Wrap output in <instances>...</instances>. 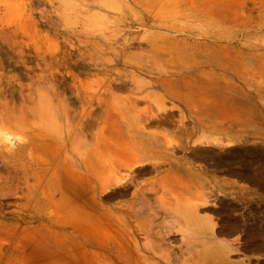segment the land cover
Returning a JSON list of instances; mask_svg holds the SVG:
<instances>
[{"label": "rangeland", "instance_id": "obj_1", "mask_svg": "<svg viewBox=\"0 0 264 264\" xmlns=\"http://www.w3.org/2000/svg\"><path fill=\"white\" fill-rule=\"evenodd\" d=\"M225 1L0 0V264L44 263L32 235L89 253L75 264H264V60L255 75L216 52ZM223 54L232 87L217 85ZM117 132L125 147L147 139L149 161L104 171L108 188L80 205L113 223L80 235L70 186L88 170L70 159L95 138L109 159Z\"/></svg>", "mask_w": 264, "mask_h": 264}, {"label": "bare ground", "instance_id": "obj_2", "mask_svg": "<svg viewBox=\"0 0 264 264\" xmlns=\"http://www.w3.org/2000/svg\"><path fill=\"white\" fill-rule=\"evenodd\" d=\"M218 8V10H217V12L220 14V16H219V18H217L218 17V15L216 14L215 16H217V17H215L216 19H214L213 21H215L214 22V24H218V26L219 25H221V23H220V21L221 20H223L224 22H225V24L227 25L228 24V26H229V28H226L227 30H229V33H228V35H224L223 34V32H222V30H221V27L219 26V28H217V26L216 25H214V26H216V27H214V29H213V32L211 33L212 34V36H213V38L215 39L214 40V46L216 47V52L218 53L219 51L221 52L222 50L224 51H228V50H233V51H235V55L236 56H234V57H236L237 59V62L236 63H238V62H241L242 64H244L245 66V68L248 70L249 69V72H251V73H253V74H259L261 71H259L258 70V68H257V66L259 67V68H261V66L262 65H260L261 64V62L264 60V0H227V1H225L224 3H222V4H219V6H217ZM218 19V20H217ZM223 25V24H222ZM222 33H221V32ZM203 33V32H202ZM222 41H228L229 42V44H231V45H222V44H220V42H222ZM231 46V47H230ZM231 48V49H230ZM214 49V48H213ZM229 52V51H228ZM226 54V53H225ZM228 54V53H227ZM226 54V55H227ZM231 54V52H229V54L228 55H230ZM232 54L234 55V53L232 52ZM218 56V55H217ZM217 56H214L213 57V60H212V63L214 64V65H217V66H219V67H221V68H223V70L220 68V70L221 71H223V74H222V78H221V81H218V83H217V85L218 86H220V87H229V85H228V83L230 82H226V75L227 74H229L228 73V67H227V65L226 64H229L228 62H229V58H228V56L227 57H225L224 56V54H223V57H225L226 59L228 58V60H226V59H223V58H219V57H217ZM232 56V55H231ZM220 57H221V55H220ZM233 58V57H232ZM231 59V58H230ZM252 60H256L255 62H253ZM234 62V63H235ZM258 63V65L256 66V65H254L253 63ZM232 63V62H231ZM251 63V64H250ZM226 66V67H225ZM232 67V66H231ZM204 72V71H203ZM230 72V71H229ZM201 75H203L202 73H200ZM199 78V77H198ZM201 79V78H200ZM199 79V80H200ZM229 79V78H228ZM175 85L177 84V82H179L177 79H175ZM173 84H174V82H172ZM230 86L232 87V83L230 82ZM175 87V86H174ZM177 87H178V84H177ZM182 88V87H181ZM172 89V88H171ZM178 89H179V87H178ZM166 90V89H165ZM177 90V89H176ZM168 92V91H167ZM179 93H181V91H179L178 92V94ZM178 96V95H177ZM179 97V96H178ZM195 98H197V96L195 97ZM179 99V98H178ZM202 99V98H201ZM201 99L199 100V99H197V102H198V100L199 101H201ZM193 100V99H192ZM179 101V100H178ZM183 101V100H182ZM194 104H195V102H193ZM201 103V102H200ZM115 104H117V102H115ZM197 104H199V103H197ZM203 104V103H202ZM134 135V134H133ZM132 134H131V136H133ZM136 135L138 136V134L136 133ZM135 135V136H136ZM117 136H120V138L119 137H117L116 139H112V141H114V142H116L115 144H114V142H112L111 143V140H110V144L111 145H113V146H115L116 148L115 149H113L114 150V152L117 150V153H114L112 150V152H113V155L114 156H112V157H109V159H105V160H103V161H101V159L99 158L98 159V157L99 156H97V150L98 149H100V147H101V145H103V143H106L105 141L103 142V140H100V139H97V138H95L94 139V143L92 144V145H89V146H86V145H84L83 146V149H84V151H83V154H84V157H85V159H84V161H81L80 160V158H78V157H76L75 159H70L71 161L73 160L74 162H73V164H75V167H77L76 166V164L78 165H81L82 167H84V168H87V170L88 171H86V172H88V175H87V173H85V171H79V172H82V176H80L79 175V177H77V173H78V171L75 169V168H73L74 170H75V172H77V173H75L74 172V170L72 171V167H71V164L69 165V164H66L67 166H65L64 168V170H66V169H70V172L69 171H67L68 173H71V171L72 172H74V173H71V174H67V176H65L66 178H68V180H69V178H70V180H71V183H72V181H73V177H77L76 178V184L74 185V186H72V184H71V188H72V190H74V191H71L70 190V192L71 193H73L72 195L70 194V196L72 197V202L75 204H77V201L79 202V204H78V207H79V205H80V203H82V204H87V202L88 201H92V200H95L96 199V195L99 193V192H101V191H103L104 192V190H106L107 188H105L104 189V187H105V182H108V180H109V178H110V175H108V173L107 172H105L104 173V171L107 169V168H112L113 167V165H115V164H117V163H119V165L120 166H127V167H131V166H139V165H142L143 163H145V162H147V161H149V160H147L148 158H146V152L145 151H147V148L146 147H148L147 145H146V147L144 148V145L147 143V142H145L146 140H145V138H144V145H143V143H142V139L140 138V136H138V137H135L136 139L137 138H140L141 140V143L140 142H138V143H136V145H137V147L138 146H140V144H142L140 147H139V149H136L135 148V145H132V140H130L131 141V143H130V145L131 146H134V147H132L131 149H130V151H128L127 150V153L128 154H126V153H122V151H124L125 150V148L126 149H129L128 148V146H130L129 144H128V142H127V146L125 147V142L124 141H122L121 140V135L117 132ZM143 136V135H142ZM133 138V137H132ZM131 138V139H132ZM134 138V139H135ZM120 139V140H119ZM118 140V141H117ZM148 141V140H147ZM134 142H136V140L134 141ZM133 142V143H134ZM149 142V141H148ZM70 143V142H69ZM73 143L74 142H71L69 145H67L68 146V148H69V152H72L73 153ZM107 145L109 144V143H106ZM106 144H104V145H106ZM148 144V143H147ZM108 146H110V145H108ZM75 147V146H74ZM77 147V146H76ZM75 147V148H76ZM67 148V149H68ZM75 148H74V150H75ZM113 148V147H112ZM141 148V149H140ZM104 150H106L105 148H104ZM66 151V150H65ZM76 151V150H75ZM150 151V150H149ZM68 152V151H67ZM119 153V154H118ZM76 154V153H75ZM105 154V153H104ZM160 154V153H159ZM159 154H157V156L159 155ZM69 155V154H68ZM105 155H110V154H108L107 152H106V154ZM160 156V155H159ZM61 157V156H60ZM65 157V156H64ZM89 157H93V158H95L96 157V159H94V161H92V164H90L88 161H87V159L89 158ZM105 158H106V156H104ZM161 157H163V156H161ZM151 158V157H150ZM158 158V157H157ZM162 159V158H161ZM160 159V160H161ZM159 160V159H158ZM159 160V161H160ZM164 160V159H163ZM80 161H81V163H80ZM59 162H60V160H59ZM55 163V162H54ZM57 163V162H56ZM56 163H55V165H56ZM72 163V162H71ZM64 165H65V163H64ZM69 165V166H68ZM117 166H118V164H117ZM63 167V166H62ZM67 167H70V168H67ZM74 167V166H73ZM113 169V168H112ZM59 170V169H58ZM62 170V169H61ZM63 170V171H64ZM79 170H82V169H79ZM111 170V169H110ZM170 172H172V174H170V175H172V178L173 179H175L174 181H175V183H177V182H181L182 181V179H184V177L186 178H188L189 177V174H188V172H186L181 166L180 167H174V169L172 170V171H170ZM83 173H85L86 175L84 176V174ZM65 174V173H64ZM74 174V175H73ZM76 174V175H75ZM80 174V173H79ZM72 175H73V177H72ZM47 176H48V174H47ZM57 176H59V175H57ZM81 177V178H80ZM63 179H64V177H62ZM65 183V182H64ZM68 183V182H67ZM119 184V183H118ZM121 184V183H120ZM129 184H128V182H126L125 183V186H124V188H122V189H120V194H122V195H126L127 194V192H128V190H127V188H129V186H128ZM56 186V185H55ZM64 186V185H63ZM68 186V187H67ZM67 186H64V187H67V189L69 188V185H67ZM74 187V188H73ZM71 188H69V189H71ZM60 189H61V187H60ZM63 189H66V188H63ZM48 190H49V188H48ZM67 191V190H66ZM156 192V191H155ZM159 191H157L156 193H158ZM57 193V192H56ZM67 192H65V195H67L66 194ZM102 193V192H101ZM68 194H69V192H68ZM75 194V195H74ZM70 196H68V197H70ZM93 196V197H92ZM62 197V196H61ZM64 197H66V196H64ZM63 197V199H67V198H64ZM70 197V198H71ZM68 200V199H67ZM77 200V201H76ZM58 201V200H57ZM56 201V202H57ZM63 200H61V198H60V202H62ZM70 200H68V204L70 203L69 202ZM75 201V202H74ZM96 201V200H95ZM94 201V202H95ZM50 202V201H49ZM59 202V201H58ZM59 202V204H61ZM65 202V201H64ZM93 202V201H92ZM51 203V202H50ZM73 203H72V205H73ZM59 204H56V205H59ZM75 204V205H76ZM53 205V204H52ZM55 205V207H57L58 208V206H56ZM62 205L64 206V205H67V201H66V204H64V203H62ZM62 205H60L61 207H62ZM71 205V203H70V206H72ZM90 205H91V203H90ZM68 206V205H67ZM74 206V205H73ZM86 206V205H85ZM84 205L83 206H81L80 205V207H79V210H78V208L76 207V208H74V207H72V210L71 211H75V212H77L78 214H83L82 215V217H78V218H80V220L79 221H71V224L72 225H74L75 227H76V229L75 230H77V231H81L80 232V235L83 233L82 231H86V229L84 230V226H86L85 224L86 223H96V224H101V225H103V226H107V227H109L113 222H112V219H110L109 217H108V215L106 214H104L103 213V211L101 212L102 214L101 215H98V214H94L93 213V211H91L90 210V208H92V207H88V206H86L85 207ZM93 206V205H92ZM66 207V206H65ZM81 207H84V208H81ZM63 208V207H62ZM60 209V208H59ZM64 209H67V210H65V211H69V209H71V207H69V208H64ZM74 209V210H73ZM77 211H76V210ZM75 212H74V214H75ZM71 213V212H70ZM73 214V213H72ZM76 215V214H75ZM86 218L88 219V220H86ZM75 220H77V219H75ZM88 224V225H89ZM73 227V226H72ZM107 227H105V229L107 228ZM104 228V227H103ZM40 230V229H39ZM38 230V231H39ZM104 230V229H103ZM44 231V230H43ZM40 232V231H39ZM38 232V233H39ZM42 233V232H41ZM40 233V234H41ZM84 234V233H83ZM3 234H0V238H2L3 236H2ZM29 237V236H28ZM30 237H32V238H29L27 241H26V243L23 241V240H20L21 242H23V243H21V244H24L25 246H26V248H28V249H33V250H36L37 248H38V250H39V253L40 254H43V255H45V261H44V263H42V264H75L74 262H75V260L77 259V258H79V257H77L76 256V254L74 255V251H72L71 249V247H69V245H63L62 247L61 246H59V240L58 239H55L53 242H52V246H55L57 249H56V252L55 253H53V252H51V253H49V254H46V253H44L43 251H44V246L46 245V242H42V241H40L41 243H43V244H40V243H38V244H40V245H37V242L35 241V239L34 240H32L33 239V237H34V235H32V236H30ZM62 238L63 236H59V238ZM66 237V236H65ZM88 239H90V238H88ZM35 241V242H34ZM52 241V240H51ZM20 243V242H19ZM70 242H68V244H69ZM8 244H10L9 242H8ZM71 244V243H70ZM7 245V244H6ZM11 245V244H10ZM60 245H61V243H60ZM2 247L4 246L3 244L1 245ZM51 246V247H52ZM2 249V248H1ZM65 252H64V251ZM104 252L105 253H108V254H111V249H109L108 247H106V248H104ZM81 250H79L78 252H76V253H80V254H82V256H84V257H80L79 259L81 260V261H83V263H85V254H86V257H87V255L89 254V253H87V251H86V253H84V251H82V252H80ZM74 252V253H73ZM73 256V257H75L76 256V259L75 258H72V257H70V256ZM118 255H120V254H118ZM27 258V261L28 262H30L29 260L31 259V260H33L32 258H31V255L29 256V258L30 259H28V257H26ZM119 258V260H121V258H120V256H118L117 257V259ZM137 259V263L139 264L140 263V261L138 260V258H136ZM26 260V259H25ZM27 261H24V262H26L27 264H29ZM78 262V261H77ZM76 262V263H77ZM22 264H24V263H22ZM77 264H79V263H77Z\"/></svg>", "mask_w": 264, "mask_h": 264}, {"label": "crops", "instance_id": "obj_3", "mask_svg": "<svg viewBox=\"0 0 264 264\" xmlns=\"http://www.w3.org/2000/svg\"><path fill=\"white\" fill-rule=\"evenodd\" d=\"M86 220H88L87 218H86ZM45 241H46V239H44ZM89 242V239L88 238H85L84 239V242H81V244H82V247L83 248H85V247H88V245H87V243ZM52 244V242H48V241H46V245L44 246L45 248H44V253H46V254H49V253H51V252H53V253H55L56 252V247L55 246H52L51 245ZM52 246V247H51ZM93 249V248H92ZM29 250H31V253H35V252H38L39 250H38V248L36 249V250H33V249H29ZM72 251H74V249H71ZM64 251V250H63ZM65 252V251H64ZM76 252H78L77 250L75 251V253ZM74 253V252H73ZM84 253H86V251H84Z\"/></svg>", "mask_w": 264, "mask_h": 264}]
</instances>
